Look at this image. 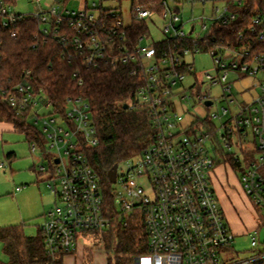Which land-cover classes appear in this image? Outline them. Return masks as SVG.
Listing matches in <instances>:
<instances>
[{"label": "built area", "instance_id": "1", "mask_svg": "<svg viewBox=\"0 0 264 264\" xmlns=\"http://www.w3.org/2000/svg\"><path fill=\"white\" fill-rule=\"evenodd\" d=\"M33 1L39 4L45 0ZM105 1L109 0H85V7L75 11L65 0H55L34 14H19L13 4L0 0V32L34 17L45 38L56 35L66 43L68 34L74 32L71 45L90 67L130 64L137 90L134 101L127 105L131 110L146 112L154 132L151 145L141 156L125 160L129 169L120 174L118 167L116 182L106 189L89 157L99 139L85 98L68 97L63 109H58L31 82L0 84V104L37 129L45 140L43 145L30 143L32 152L40 149L46 153L47 147L54 150L49 188L55 195V205L40 226L51 258L49 264H58L60 258L75 252L81 235L104 232L113 225L107 195H111L119 217L136 215L146 228L147 253L135 258V264L263 263L264 248L248 260L233 261L225 256L236 235L212 181L217 163V143L209 134L213 126L203 123H212L216 118L221 121L219 128L214 125L219 140L239 150V154L229 153L241 172L245 194L254 210L264 217V10L253 15L239 43L233 46L216 36L215 31L239 21L241 16L233 6L241 7L242 0H226L222 8H213L210 17L200 18L203 30H207L205 37H194V25L185 29V22L170 0L164 2L161 14L136 7L131 11L130 24H125L117 9H105ZM198 1L206 4L208 0ZM133 21L147 22L134 44L127 34ZM157 22L162 24L159 40L151 31V25ZM206 42L211 47L204 49L201 44ZM201 52L213 57L217 72L216 76L206 73L203 81L198 80L188 60ZM2 59L0 50V67ZM231 74L237 80L258 78L259 95L251 102H243L233 92ZM188 77L195 81L186 87ZM206 83L221 86L218 100L202 92ZM186 90L191 94L186 95ZM193 100L205 108L225 101L232 109L224 106L222 114L192 112L188 104ZM207 101L212 104L207 106ZM228 116L229 120L224 121ZM244 145L249 154L243 152ZM0 168L6 172L8 165L0 163ZM39 169L41 173L47 171L44 165ZM261 224L264 226V222ZM258 233L259 229L254 231L253 248L258 246Z\"/></svg>", "mask_w": 264, "mask_h": 264}, {"label": "trees", "instance_id": "2", "mask_svg": "<svg viewBox=\"0 0 264 264\" xmlns=\"http://www.w3.org/2000/svg\"><path fill=\"white\" fill-rule=\"evenodd\" d=\"M165 1L167 0H132V12L139 6L161 14L165 10ZM5 2L13 4L14 0ZM242 2L241 7L233 6L241 16L239 21L215 31L216 36L224 38L225 42L233 46L239 43L240 34L251 23L253 15L264 10V0ZM65 3H69V0H65ZM146 27V21H133L127 29L129 42L134 44ZM40 29L39 22L34 17H28L11 29L0 32V50L3 57L0 84L8 86L12 82H31L38 90L45 92L58 109H63L68 97L85 98L90 104L99 139L98 146L89 153L91 165L100 176L104 187L111 188L109 171L129 158L141 156L151 145L154 135L146 112L124 109V105L135 99L136 76L131 75L130 64H119L115 68L110 65L88 66L80 51L71 45L70 38L74 32L69 33L68 41L63 43L56 35L43 37ZM207 45L211 47L207 42L201 44L204 49ZM0 122L11 123L30 143L45 144L37 129L27 124L24 119L16 118L13 111L4 104H0ZM203 124L211 126L212 123ZM212 126L209 134L217 143L216 168L225 166L235 173L238 172L233 154L225 152L215 126ZM243 152L249 154L245 149ZM107 204L111 214H114L113 225L103 232L108 237L106 250L110 257L107 264H135V258L147 253L146 228L136 215L129 218L119 217L111 195H107ZM256 213L264 222V217L258 211ZM0 241L4 244V252L8 257V262L3 264L50 263L51 258L46 252L41 230L36 236H26L21 226L0 227Z\"/></svg>", "mask_w": 264, "mask_h": 264}, {"label": "rangeland", "instance_id": "3", "mask_svg": "<svg viewBox=\"0 0 264 264\" xmlns=\"http://www.w3.org/2000/svg\"><path fill=\"white\" fill-rule=\"evenodd\" d=\"M55 0H45L36 3L33 0H14L13 6L19 14H34L41 8H47L52 5ZM226 0H208L206 4L198 0H170L172 7L179 8L180 16L185 22V29L189 30L192 25L195 26V36L205 37L207 30H203V23L199 20L202 17H210L213 8L218 6L222 8ZM86 5L85 0H69L68 7L72 10H82ZM133 7L132 0H109L104 2L105 9H117L123 16L125 24L131 22V11ZM194 19H197L194 21ZM207 23V22H206ZM210 26V23H207ZM162 27L160 22L157 25H151V31L155 40L162 38L159 29ZM193 63L194 71L199 81L205 79V74L209 73L216 76V67L213 57L209 53H197L188 58ZM195 81L194 77H188L186 87ZM229 81L234 82L233 92L237 94L235 75L229 76ZM202 92L207 93L214 99H219L222 95L221 86H211L204 84ZM186 95H190L191 91L186 90ZM192 112L206 110L209 114L221 112L222 107L231 108L225 101H216L211 108H205L198 101L193 100L188 104ZM232 109V108H231ZM44 112V111H43ZM230 116L225 117L224 121L229 120ZM212 124L217 128L221 126V121L216 118ZM251 138V136H250ZM236 142V140H233ZM27 141L24 134L9 131V127L5 124L0 125V163L8 165L6 172L0 168V227L21 226L26 236L38 235L39 226L44 223L47 213L54 207V194L49 188V180L52 177L50 169L53 168L52 160L54 150L49 147L44 150L32 152L31 144ZM225 152L238 153L237 147L226 146L222 144ZM248 151V146L244 148ZM14 151L16 157L10 162L7 155ZM255 157V156H253ZM44 165L46 172H40V166ZM129 169L126 162L119 164V173H125ZM218 182L214 185L216 196L219 203L224 205V198L229 202L231 208V216L229 219L235 222L238 227V234L234 240L230 251L226 250V258L233 261L248 260L256 257L264 248V226L259 229V233L255 235L258 246L252 247V238L254 232L247 231L243 233L244 226H252L253 220H258L253 211L250 198L241 191L240 180L241 172L232 173L230 168L224 170L219 168ZM38 181V183H36ZM115 189L117 185L113 184ZM17 188L19 191L17 192ZM220 198V199H219ZM45 205L47 206L45 208ZM223 207V206H222ZM258 224L261 221L258 220ZM254 225V224H253ZM249 230V229H248ZM108 238L105 233H90L81 235L77 245V250L69 255L63 256L60 264H107L110 255L106 250V242ZM8 257L4 252V244L0 241V264L7 263Z\"/></svg>", "mask_w": 264, "mask_h": 264}, {"label": "crops", "instance_id": "4", "mask_svg": "<svg viewBox=\"0 0 264 264\" xmlns=\"http://www.w3.org/2000/svg\"><path fill=\"white\" fill-rule=\"evenodd\" d=\"M256 80H258V78H253V77H242V78H240L239 80H237L235 83H236V89H237V94L239 95V97L241 98V100L243 101V102H251L252 100H254L258 95H259V93H260V90H259V88L256 86ZM3 124H5V125H7L8 127H9V131H12V132H16V133H19V132H17L15 129H14V127H13V125L11 124V123H8V122H0V125H3ZM28 141V140H27ZM29 142V141H28ZM30 145V144H29ZM17 155H16V153L14 152V151H12V152H10L8 155H7V157H8V159L10 160V162H12V160L16 157ZM219 168H223L224 170H227V167H225V166H219V167H217L216 168V170H215V172H214V174H213V178H212V180H213V184L215 185H217V182H218V173H217V170L219 169ZM231 172L233 173L234 171L233 170H231ZM235 173V172H234ZM36 183H38V181L36 182ZM240 184H238L239 186H240V189H241V191L243 192V193H245L244 192V190H243V187H242V185H241V182H239ZM18 189V188H17ZM19 190H17V192H18ZM223 198H224V205H222L223 206V209H224V212H225V214H226V217H227V220H228V222L230 223V225H231V227H232V229H233V231H234V233H235V235H236V237H237V234H238V227H237V225L235 224V222H233V221H231V219H229V215L231 214V208H230V204H229V202L228 201H226V197L225 196H222V200H223ZM220 199V198H219ZM54 205H55V196H54ZM47 206L45 205V208H46ZM253 207V206H252ZM253 211H254V213H255V217L256 218H258V220H260V218H259V216L257 215V213H256V211L254 210V208H253ZM231 216V215H230ZM258 220H253V224H252V226H244V229H243V233H245V232H247V231H255V230H257V229H260L261 228V226H262V224H258ZM263 227V226H262ZM249 229V230H248ZM40 230V226H39V229H38V231ZM63 260V257L62 258H60V260H59V263H61V261Z\"/></svg>", "mask_w": 264, "mask_h": 264}, {"label": "water", "instance_id": "5", "mask_svg": "<svg viewBox=\"0 0 264 264\" xmlns=\"http://www.w3.org/2000/svg\"><path fill=\"white\" fill-rule=\"evenodd\" d=\"M212 104V102L211 101H207L206 102V105L207 106H210ZM129 108V106L126 104V105H124V109H128ZM56 163H59V160H56ZM118 165H115L110 171H109V173H108V177H109V181L111 182V183H115L116 182V179H117V173H118Z\"/></svg>", "mask_w": 264, "mask_h": 264}]
</instances>
